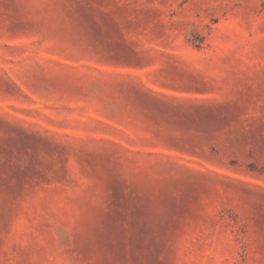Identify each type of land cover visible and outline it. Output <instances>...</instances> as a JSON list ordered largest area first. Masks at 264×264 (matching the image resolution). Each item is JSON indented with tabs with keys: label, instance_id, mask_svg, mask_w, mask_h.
Masks as SVG:
<instances>
[{
	"label": "rangeland",
	"instance_id": "1",
	"mask_svg": "<svg viewBox=\"0 0 264 264\" xmlns=\"http://www.w3.org/2000/svg\"><path fill=\"white\" fill-rule=\"evenodd\" d=\"M0 264H264V0H0Z\"/></svg>",
	"mask_w": 264,
	"mask_h": 264
}]
</instances>
